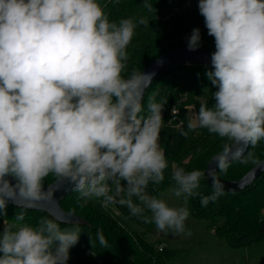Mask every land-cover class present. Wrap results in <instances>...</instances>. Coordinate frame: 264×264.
<instances>
[{
	"label": "clouds",
	"instance_id": "obj_1",
	"mask_svg": "<svg viewBox=\"0 0 264 264\" xmlns=\"http://www.w3.org/2000/svg\"><path fill=\"white\" fill-rule=\"evenodd\" d=\"M143 5L152 11L147 0ZM198 9L215 41L205 75L217 90L187 128L255 147L264 141V0H199ZM137 23L147 21H110L98 0H0V215L10 202L35 208L52 201L44 181L53 175L71 184L80 207L93 199L105 208L118 203L160 232L191 235L187 207L147 192L150 183L163 182L169 161L159 143L162 104L149 97L145 114L153 74H124ZM200 46L201 31L193 28L187 48ZM243 153L226 144L214 158L219 172L234 159L255 162L253 153ZM207 177L213 191L201 197L202 206L224 194L217 171ZM204 178L202 170L171 163V191L185 202L199 195ZM61 223L5 222L0 264H67L81 229ZM97 240L107 247L102 230Z\"/></svg>",
	"mask_w": 264,
	"mask_h": 264
},
{
	"label": "trees",
	"instance_id": "obj_2",
	"mask_svg": "<svg viewBox=\"0 0 264 264\" xmlns=\"http://www.w3.org/2000/svg\"><path fill=\"white\" fill-rule=\"evenodd\" d=\"M110 21L119 22L132 18L138 22L141 18L146 25L137 23L136 34L128 46V68L125 75L133 70L143 71L149 64L168 52L187 46V37L193 28L201 31V46L209 53L215 51L214 38L207 34L204 18L199 14L198 6L188 4V0H147L153 5L152 11L144 7V0H99ZM211 70L200 64H182L166 71L150 85L144 99L145 114L149 97L163 106V126L160 137H164L163 149L167 159L177 161L188 157L186 171L202 170L205 172L209 160L221 153L231 141L209 133L207 129L189 130L187 124L190 112L195 114L202 103L211 106L214 103L212 92L217 89L207 79L205 73ZM173 110L177 115L173 116ZM187 132V135H183ZM253 153L254 161L241 163L240 159L231 163L227 172L219 176L228 181L242 178L253 166L264 159V141L255 147L249 146L248 153ZM206 175V174H205ZM164 180L159 185L149 184L147 192L163 198L168 189L174 187L171 173L164 172ZM58 178L49 175L44 185L47 187ZM123 183V182H122ZM212 187L206 178L200 181L199 195L184 202L191 217L205 220L215 236L231 249L262 250L264 260V173L249 187L238 193H225L207 206H202L201 197L212 194ZM79 194L71 191L61 202L62 209L81 218V222L61 223V228L81 229L78 243L70 249L67 264H171L179 251L170 249L165 242L152 243L147 235L155 230L153 223L131 216L126 206L111 204L129 220L143 226L144 231H127L111 213L94 206L90 200L84 207L78 203ZM135 201V197L133 198ZM23 213L24 219L15 217ZM150 216L151 213L146 212ZM53 218L51 214L31 210L8 203L4 215H0L9 225L20 223L35 226L41 218ZM102 230L107 247L97 240V231ZM164 244L162 251L159 246ZM2 255V253H0Z\"/></svg>",
	"mask_w": 264,
	"mask_h": 264
},
{
	"label": "rangeland",
	"instance_id": "obj_3",
	"mask_svg": "<svg viewBox=\"0 0 264 264\" xmlns=\"http://www.w3.org/2000/svg\"><path fill=\"white\" fill-rule=\"evenodd\" d=\"M199 0H188V4L198 6ZM98 3L100 4L99 0ZM101 5V4H100ZM195 112H190V117L193 119ZM160 140H165L160 137ZM233 143V142H232ZM160 145H164L160 143ZM169 168L165 170L166 173H171V163L175 162L177 165L184 167L187 170L188 157L173 161L168 159ZM163 199L172 207H184V202L181 198L176 197L171 189H168ZM94 206L99 208L110 209L111 213L117 218L119 223L129 232L140 233L144 231L142 225L129 220L122 213H120L114 206L109 205L103 207L100 201L94 200L91 202ZM7 222L0 219V231H2L4 223ZM7 224H9L7 222ZM187 234H174L171 231L160 232L156 229L147 235L148 239L156 244L165 242L170 249L179 251L177 257L171 264H264L262 258V250H244L231 249L222 243L214 234L213 230L208 228L205 220L195 219L191 216L186 221Z\"/></svg>",
	"mask_w": 264,
	"mask_h": 264
},
{
	"label": "water",
	"instance_id": "obj_4",
	"mask_svg": "<svg viewBox=\"0 0 264 264\" xmlns=\"http://www.w3.org/2000/svg\"><path fill=\"white\" fill-rule=\"evenodd\" d=\"M200 64L208 68H212L211 66V53L198 48L195 51H189L187 46L176 48L164 56L158 58L157 60L153 61L151 64H149L142 72L152 73V82L162 76L166 71L170 70L171 68L175 66H179L182 64ZM151 82V84H152ZM150 87V86H149ZM148 87V89H149ZM148 89L145 92V96L148 92ZM144 96V99H145ZM250 146V145H249ZM249 146L244 148L242 145H236L234 142L230 146L232 152L237 153L239 149H244V156L246 155ZM220 154V153H219ZM217 154V155H219ZM215 155L212 157L206 167L205 174L206 179L209 183V185L212 187V179L207 177V172L209 169H214L217 171V177L218 179L224 184V192L225 193H238L249 187L257 178H259L264 173V159L257 163L255 166H253L242 178L236 181H228L222 179L218 174V164L214 160V158L217 156ZM231 158V157H230ZM239 159L232 160L231 163L237 161ZM11 179V178H10ZM15 183V181H12ZM71 184L68 183L67 180H60L59 178L55 180L52 184L45 187V190L50 189L53 194V200L47 201V202H41V204L38 207L35 208H27L31 210H39L48 212L53 217L59 218L63 223H75V222H81V218L69 214L65 212L61 207L62 200L72 191L71 190ZM10 204H13L15 206H18L16 203L10 202ZM23 207V206H19ZM25 208V207H23Z\"/></svg>",
	"mask_w": 264,
	"mask_h": 264
},
{
	"label": "built area",
	"instance_id": "obj_5",
	"mask_svg": "<svg viewBox=\"0 0 264 264\" xmlns=\"http://www.w3.org/2000/svg\"><path fill=\"white\" fill-rule=\"evenodd\" d=\"M172 115H173V116H176V115H177V110H173ZM163 248H164V244L160 245V246H159V251H162Z\"/></svg>",
	"mask_w": 264,
	"mask_h": 264
},
{
	"label": "crops",
	"instance_id": "obj_6",
	"mask_svg": "<svg viewBox=\"0 0 264 264\" xmlns=\"http://www.w3.org/2000/svg\"><path fill=\"white\" fill-rule=\"evenodd\" d=\"M159 139H160V138H159ZM160 143H161V144H163V143H164V141H163V143H162V140H160ZM161 146H162V145H161ZM162 147H163V146H162ZM166 245H167V244H166Z\"/></svg>",
	"mask_w": 264,
	"mask_h": 264
}]
</instances>
